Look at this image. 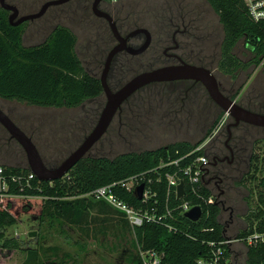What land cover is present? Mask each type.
<instances>
[{
  "label": "trees",
  "instance_id": "trees-1",
  "mask_svg": "<svg viewBox=\"0 0 264 264\" xmlns=\"http://www.w3.org/2000/svg\"><path fill=\"white\" fill-rule=\"evenodd\" d=\"M204 1L218 18L223 32L217 71L236 79L258 68L264 58V23H254L250 19L242 0ZM7 17V12L0 8V100L43 109L72 110L101 97L100 81L86 71L77 56V38L71 30L57 26L44 42L27 48L22 44L23 26H10ZM240 42L248 53L245 61L235 54ZM223 116L221 111L215 124L193 144L179 142L153 151L125 153L114 158L88 156L60 180L42 182L36 178L31 188L10 184L8 197L0 199V252L23 251L24 260L21 264H56L42 263L39 249H23L16 239L5 237V229L15 225L21 215H32L40 222L47 219L57 223L61 231H82L88 227V214L96 210L106 215L111 211L116 212L125 226L130 228L133 235L129 254L131 264H142L139 248L162 253L163 264H196L200 259H212V254L217 250L220 255L216 264H235L231 245L224 243L228 240L221 222L224 207L214 190L205 187L191 193L184 181L186 189L183 201L199 206L202 210L200 222L192 224L177 209L182 201H178L174 194L169 198L171 215L162 217L167 188L163 174L172 173L174 169L158 170L157 174H161L163 180L159 185L154 182L157 176L154 170L161 159L168 156L177 158L201 145ZM259 141L262 140L254 142L253 150ZM262 154L252 153L249 172L244 180L247 193L242 222L245 227L234 237L243 246L244 264H264V151ZM0 167L7 173L17 175L30 172L27 166ZM141 175L140 184L156 193L147 203L143 204L134 197V188L131 191L118 188L114 193L118 199L136 209H151L157 202V215L161 220L156 223H144L132 230L121 213L102 201L83 197L98 188ZM149 179L150 184L147 183ZM209 196L214 197L215 202L206 205L204 200ZM254 236L257 238L254 239ZM248 239L253 240L250 245Z\"/></svg>",
  "mask_w": 264,
  "mask_h": 264
},
{
  "label": "rangeland",
  "instance_id": "rangeland-1",
  "mask_svg": "<svg viewBox=\"0 0 264 264\" xmlns=\"http://www.w3.org/2000/svg\"><path fill=\"white\" fill-rule=\"evenodd\" d=\"M195 1L197 7L200 5L202 10L200 20L204 28L203 35L206 33L208 35L204 47L212 50L214 44L216 42L219 44L222 40V28L218 18L208 10L209 7L204 1ZM150 3L149 0L139 2L136 0L135 4H128L130 6L128 10L131 16L139 18L141 15L140 18H145L152 23L157 5L151 6ZM63 10L70 15V5ZM43 24L45 25L44 21H36L28 26L22 25L24 47L41 44L57 26L68 28L77 38L76 53L84 68L89 74L100 78L105 57L113 44L105 24L96 21L89 13L53 22L50 27L46 26L47 28L39 31L38 27ZM235 54L242 61L248 58L242 42L237 45ZM138 64L130 65L129 70L119 73L118 78L126 81L142 71L143 69H140ZM214 66L215 64L212 67ZM214 74L219 82L225 84L227 78L218 72ZM234 86V96H237L238 101H242L244 105H251L257 111L262 110L264 113L263 68H256L241 74ZM163 88V85L158 86V89ZM165 99L166 97L152 102L151 105H146L136 112L138 114L135 115L136 117H132L133 114H123L120 120L119 118L114 119L104 138L95 145L88 156L114 158L125 153L153 151L179 142L193 144L201 139L205 132L196 133L183 127L177 130L168 128L169 118H164L166 103L158 102ZM256 102L258 105L254 108ZM104 105V98L87 101L81 107L72 110L43 109L0 100V110L19 129L31 137L45 162L54 168H57L82 144L95 127ZM159 111H164V113L161 115ZM157 114L159 115L156 117ZM130 121L131 124H129ZM258 134L262 141L255 144L256 147L254 150L252 148V153L261 156L264 151V131L261 130ZM9 138L8 133L0 125V166L26 167L23 150L17 142ZM210 187L216 194L218 193L213 185ZM217 196L219 201H224L222 197ZM232 197L230 209L224 206L221 222L228 241H231L229 245L233 250L234 263L244 264L243 246L241 242L235 241L234 237L245 227L242 222L245 208L241 206L240 192H232ZM120 219L116 212L111 211L106 215L94 210L87 216V228L82 231L78 229L61 231L55 222L51 223L47 219L40 222L36 216L21 215L16 224L6 228L4 233L6 238L19 241L23 249H39L42 263L131 264L129 254L132 251L133 235L130 228L126 227ZM30 234L34 237H29ZM23 260L24 252L21 250L0 252V264H21Z\"/></svg>",
  "mask_w": 264,
  "mask_h": 264
},
{
  "label": "flooded vegetation",
  "instance_id": "flooded-vegetation-1",
  "mask_svg": "<svg viewBox=\"0 0 264 264\" xmlns=\"http://www.w3.org/2000/svg\"><path fill=\"white\" fill-rule=\"evenodd\" d=\"M58 1L63 0H0V8L2 6H8L16 10V17L13 20L14 23L22 17L34 16L43 11L38 18L20 25L28 26L36 21H44L45 25L39 26V31L44 30L46 26L50 27L53 22L66 20L69 17L71 19L78 14L82 16L89 13L96 21L107 26L110 33L109 37H111L113 41L110 47L111 49L109 50L110 52L119 43L113 37L107 21L96 17L94 12L96 11L108 15L115 23L116 29L124 41L125 46L122 52L116 54L112 58L107 73V85L111 92H116L130 79L142 72L166 66L187 64L210 71L219 85V91L226 99L235 100L240 107L250 112L264 115L262 110L257 111L253 109L251 105H244L242 101H238L237 96H234V85L235 82L240 79V76L236 79H232L221 74L223 77L227 78L225 84L219 82L216 78L214 73L218 72L216 66L219 59L221 42L219 44L216 42L213 48L211 47L212 50L205 49L204 45L208 35L207 33L203 35L204 28L200 20L202 10L200 5L197 7L196 1L149 0L151 6H153V4L157 5L154 19L152 20L154 24H152L151 21L145 20V18H140L141 15H139V18L131 16L128 8L130 4H135L136 0H123L114 5L104 0H68L58 5L53 4ZM139 1L142 0H137V2ZM69 5L70 15L66 10H63ZM208 10L212 12L210 8ZM6 12L9 17L11 13L8 11ZM145 45L147 46L144 49ZM138 51L141 52L138 54ZM134 63H139L140 69L143 70L126 81H121L122 79L118 78L119 73L122 71L124 73L125 70L128 71L130 65ZM213 64H215L214 68L212 67ZM160 85H163L164 88L158 89ZM164 97H166L165 100L158 102L166 103V115L163 116L164 118H169L167 123L169 129L177 130L183 127L196 133L205 132L215 124L221 112L219 106L211 99L205 87L200 82L184 80L151 84L135 92L122 104L112 122L116 118L120 120L123 114H133L132 117H134L138 115L136 113L137 111L139 112V110L146 105H151L152 102H157L156 100L163 99ZM101 98L105 100L103 94L98 99ZM257 105L256 102L254 108L257 107ZM159 112L161 115L164 113V111ZM158 115L159 114H157L156 117ZM133 121L134 120H132V122ZM121 124L123 123L121 122ZM129 124H131V121ZM261 130L264 131V128L251 126L245 123L235 124V122L229 118L223 128L209 143V185H213L218 191L216 195L223 198V207L228 206L230 209V204L233 201L232 192H240L241 206L244 207L246 211L244 197L247 191L244 188V180L249 172L253 144L256 140H261L258 134ZM9 139L13 140L11 138ZM41 159L48 168H54L47 164L42 156Z\"/></svg>",
  "mask_w": 264,
  "mask_h": 264
},
{
  "label": "water",
  "instance_id": "water-1",
  "mask_svg": "<svg viewBox=\"0 0 264 264\" xmlns=\"http://www.w3.org/2000/svg\"><path fill=\"white\" fill-rule=\"evenodd\" d=\"M68 0L58 1L53 4H61ZM2 10L10 12L8 23L12 27H18L24 22L31 21L41 16L43 11L34 16H26L19 19L16 23L13 22L16 17V10L12 7L2 6ZM95 16L107 21L109 29L113 37L118 41V45L114 47L107 55L104 69L99 78L103 95L105 96V105L99 115L98 121L89 135L84 139L82 144L68 156L57 168L50 169L45 166L41 156L32 142V140L19 129L14 122L0 110V125L8 133L11 139L19 144L23 150L27 168L32 172L39 181L54 182L64 178L68 172L82 159L88 157L89 152L106 134L113 118L120 110L122 104L127 101L135 92L142 88L156 83L177 82L184 80H194L200 82L206 89L207 93L214 102L219 106L221 111L229 116L235 124L245 123L251 126L264 128V115L250 112L240 107L235 100L226 99L219 91V85L213 74L201 67H195L187 64L174 66H166L150 71L142 72L126 84H124L116 92H111L107 85V73L112 61V58L122 52L125 48L124 41L120 37L116 25L113 20L106 14L94 12ZM147 45L144 46V49ZM141 51H138V54ZM137 54V53H134ZM144 186L140 185L134 191V197L140 201L142 199ZM184 195V184L180 183L177 187V199H181ZM185 219L192 224H198L202 218V210L200 207H194L184 214ZM29 237H34L30 234Z\"/></svg>",
  "mask_w": 264,
  "mask_h": 264
},
{
  "label": "built area",
  "instance_id": "built-area-1",
  "mask_svg": "<svg viewBox=\"0 0 264 264\" xmlns=\"http://www.w3.org/2000/svg\"><path fill=\"white\" fill-rule=\"evenodd\" d=\"M109 4H117L123 0H104ZM244 6L247 9L248 15L250 19L254 23H264V0H242ZM264 67V58L262 59L258 69ZM229 119V116L224 113V116L218 121L214 131L211 135L206 139L201 145L194 148L189 153L178 156L177 158H172L168 156L166 159H161L158 164V168L154 170L157 174L158 170L161 169H174V172H165L163 174V178L166 181V192L164 204L162 206V217L170 216L169 211V198L174 194L177 199V187L180 183L184 184V195L181 199H177L178 201H182L179 207L177 208L180 213L184 216L186 212L191 210L194 207H199L192 205L190 202L183 201L185 197V183L188 185L191 193H196L199 188L210 187L209 185V177H208V165L210 162V157L207 154L208 146L214 136L223 128L226 121ZM200 153V154H199ZM179 153L176 151V155ZM196 154H198L196 156ZM193 157V158H192ZM182 164V165H181ZM143 175L140 177H132L125 181H121L118 183H114L108 186H104L94 190L93 192L83 196L84 198H90L95 201H102L110 206L115 211L121 213L125 219L128 221L132 230L137 227L142 226L144 223H156L161 220V217L157 215L156 203H154V207L151 209H136L127 203L118 199L114 193V191L118 188H124L127 191H131L132 188L134 190L139 187L140 181ZM36 179V176L29 172L27 175L24 174H12L7 173V171L0 167V199L8 197V191L10 188V184L18 185L23 188H31L32 181ZM162 175L157 174L155 178V184H160L162 181ZM147 183L150 184L151 180H147ZM156 193L151 192L148 188L144 187L142 199L139 202L143 204L147 203V200L151 197H154ZM206 205H211L215 202L214 197L209 196L204 200ZM171 231V228H169ZM257 236H254L256 239ZM231 241L226 240L224 243L228 245ZM248 244L250 245L253 240L248 239ZM211 245V243H209ZM138 254L142 264H163L162 253H158L155 251H142L140 248L138 249ZM218 255H220V251L217 250L212 254L213 258L210 260H197L196 264H216Z\"/></svg>",
  "mask_w": 264,
  "mask_h": 264
}]
</instances>
